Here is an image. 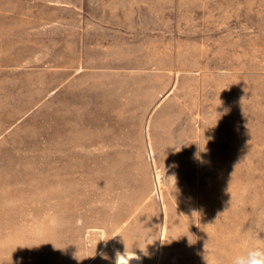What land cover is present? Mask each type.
<instances>
[{
	"label": "rangeland",
	"instance_id": "rangeland-1",
	"mask_svg": "<svg viewBox=\"0 0 264 264\" xmlns=\"http://www.w3.org/2000/svg\"><path fill=\"white\" fill-rule=\"evenodd\" d=\"M256 247L264 0H0V264Z\"/></svg>",
	"mask_w": 264,
	"mask_h": 264
},
{
	"label": "clouds",
	"instance_id": "clouds-1",
	"mask_svg": "<svg viewBox=\"0 0 264 264\" xmlns=\"http://www.w3.org/2000/svg\"><path fill=\"white\" fill-rule=\"evenodd\" d=\"M192 243V241H190ZM206 247V245H205ZM117 257V264H120V258ZM125 260L137 259L136 256L131 259L124 257ZM231 264H264V247L250 248L242 254H237L232 258Z\"/></svg>",
	"mask_w": 264,
	"mask_h": 264
},
{
	"label": "bare ground",
	"instance_id": "bare-ground-1",
	"mask_svg": "<svg viewBox=\"0 0 264 264\" xmlns=\"http://www.w3.org/2000/svg\"><path fill=\"white\" fill-rule=\"evenodd\" d=\"M119 256H124V257H127L129 259H131L132 257H134L135 255H132V254H120ZM124 257H121L120 258V264H139V258L137 257V259H131V260H125Z\"/></svg>",
	"mask_w": 264,
	"mask_h": 264
},
{
	"label": "crops",
	"instance_id": "crops-1",
	"mask_svg": "<svg viewBox=\"0 0 264 264\" xmlns=\"http://www.w3.org/2000/svg\"><path fill=\"white\" fill-rule=\"evenodd\" d=\"M116 264H117V262H116Z\"/></svg>",
	"mask_w": 264,
	"mask_h": 264
}]
</instances>
